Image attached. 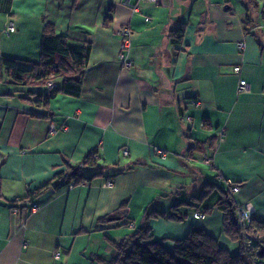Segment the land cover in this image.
Instances as JSON below:
<instances>
[{"label": "crops", "instance_id": "0c3cea01", "mask_svg": "<svg viewBox=\"0 0 264 264\" xmlns=\"http://www.w3.org/2000/svg\"><path fill=\"white\" fill-rule=\"evenodd\" d=\"M122 2L0 0V31L10 22L16 28L0 36V57L38 61L47 23L70 44L91 46L81 95L58 96L47 110L21 99L40 88H17L0 73V264H98L145 212L189 203L194 196H182L195 178L209 179L207 171V182L239 185L235 202L264 222V0L257 9L250 0H131L137 12ZM182 24L183 43L172 45L168 34ZM124 26L132 38L121 52ZM240 80L247 93H238ZM194 142L207 147L191 155ZM94 149L102 175L46 190L23 211L9 207ZM108 165L135 168L114 177L102 169ZM193 211L182 207V222L151 221L154 240L169 239L172 249V240L200 227L239 254L221 212L198 220Z\"/></svg>", "mask_w": 264, "mask_h": 264}, {"label": "trees", "instance_id": "16d2710c", "mask_svg": "<svg viewBox=\"0 0 264 264\" xmlns=\"http://www.w3.org/2000/svg\"><path fill=\"white\" fill-rule=\"evenodd\" d=\"M250 2L256 9L258 8L256 0ZM185 30V24H182L177 30L169 32L170 43L175 46L181 45ZM90 51L91 46L88 43H83L81 46L72 45L66 36L56 32L54 25L47 23L42 31L38 61L2 56L0 73L9 84L17 88H40L39 93L29 92L28 96L21 99L47 110L50 103L58 96L78 98L81 95ZM51 83L54 87L49 88ZM206 123L207 120H204L205 129L208 128ZM206 147L207 144L204 142H194L189 154L193 155L195 149ZM97 156L98 150L94 149L82 159L80 164L73 165L65 161L64 170L56 173L51 181L40 188L27 191L26 196L18 200L8 202L9 207L23 211L46 190H58L68 185L75 187L91 182L102 175ZM134 168L135 165L125 168L108 165L102 169L112 170L115 177ZM233 185L239 186L232 183L223 188L213 182H207L189 203L175 205L171 207L169 213L145 212L143 223L139 228L121 240L110 241L112 254L109 258H96L94 261L98 264H264V222L252 216L248 226H240L236 212L239 204L235 202L234 195L230 191ZM2 200L4 199L0 181V201ZM182 207L193 208V218L195 214L206 217L213 209L221 212L223 234L230 241L239 244V254L231 255L200 227H193L183 239L172 240L174 243L172 249L164 244L169 239L154 240L151 221L167 219L182 222L187 218V214L180 212ZM121 211L126 212L124 208H121ZM246 234L254 238L252 243L245 242Z\"/></svg>", "mask_w": 264, "mask_h": 264}, {"label": "built area", "instance_id": "2783aa9c", "mask_svg": "<svg viewBox=\"0 0 264 264\" xmlns=\"http://www.w3.org/2000/svg\"><path fill=\"white\" fill-rule=\"evenodd\" d=\"M150 3L156 4L158 3L159 0H148ZM122 5L125 7L130 8L133 12H137L138 9L136 6H134L133 4H131V0H123ZM146 21H149L148 18L145 19ZM16 28L14 26V24L12 22L8 23L1 31H0V36L1 35H5V36H10L11 34L15 33ZM119 35L122 38L121 41V52L126 51L127 49H129V45H130V40L132 38V33L131 31L126 27H122L119 31ZM244 43H240L239 44V48L243 49L244 48ZM121 61H123L124 63H127L125 56L122 54L120 56ZM127 65V64H126ZM235 73H239L240 72V68L239 67H235L234 68ZM54 87V84H49V88ZM249 90V86L247 84V82L245 80H240L239 81V85H238V93L240 94H244L247 93ZM160 155L165 156L164 152L162 151H157ZM124 155L127 156L128 152L124 151ZM207 164L210 163L209 161H205ZM231 184V183H230ZM232 185V184H231ZM108 187L111 186V183L107 184ZM230 191L235 194L239 191V186L233 185L230 188ZM39 208V206L37 204L32 205V210H37ZM16 212V210H14ZM237 218L239 221V224L241 227H246L249 225L250 221H251V217L253 215V211L249 206H240L238 205L237 207ZM194 218L199 219V220H203L205 218L204 215L201 214H195ZM254 241V238L251 235H247L246 234V240L245 242L247 244H250ZM62 254L60 252H56L54 254V260L55 261H59L61 259Z\"/></svg>", "mask_w": 264, "mask_h": 264}, {"label": "rangeland", "instance_id": "374dc122", "mask_svg": "<svg viewBox=\"0 0 264 264\" xmlns=\"http://www.w3.org/2000/svg\"><path fill=\"white\" fill-rule=\"evenodd\" d=\"M201 131H199L198 129L195 128V130L193 129V133L195 134V136L198 139H201ZM200 155H203L201 152L199 153ZM199 161L200 163V167L205 169L207 171V169L205 168V165L202 161V158H199L197 160V162ZM208 177L209 179H204L203 176H199L197 178H195L194 182L187 188V194L184 193V195L182 196V200H186L189 199V197L191 196H196L197 194L200 193V191L202 190L203 185L207 182V181H212L213 180V176L211 175V173H209V171H207ZM210 175V176H209ZM211 177V178H210ZM126 231V230H125Z\"/></svg>", "mask_w": 264, "mask_h": 264}, {"label": "water", "instance_id": "95a60500", "mask_svg": "<svg viewBox=\"0 0 264 264\" xmlns=\"http://www.w3.org/2000/svg\"><path fill=\"white\" fill-rule=\"evenodd\" d=\"M116 219H118V218H116ZM261 252H263V250Z\"/></svg>", "mask_w": 264, "mask_h": 264}]
</instances>
